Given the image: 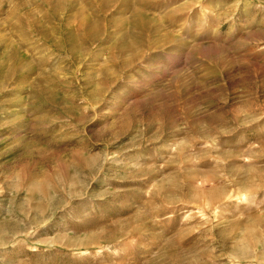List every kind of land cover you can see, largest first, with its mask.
Masks as SVG:
<instances>
[{
	"label": "rangeland",
	"instance_id": "374dc122",
	"mask_svg": "<svg viewBox=\"0 0 264 264\" xmlns=\"http://www.w3.org/2000/svg\"><path fill=\"white\" fill-rule=\"evenodd\" d=\"M0 264H264V0H0Z\"/></svg>",
	"mask_w": 264,
	"mask_h": 264
}]
</instances>
